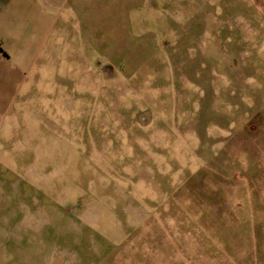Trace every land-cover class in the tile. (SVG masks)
Segmentation results:
<instances>
[{"label": "rangeland", "instance_id": "rangeland-1", "mask_svg": "<svg viewBox=\"0 0 264 264\" xmlns=\"http://www.w3.org/2000/svg\"><path fill=\"white\" fill-rule=\"evenodd\" d=\"M81 6L0 80V264H264V0Z\"/></svg>", "mask_w": 264, "mask_h": 264}, {"label": "crops", "instance_id": "crops-1", "mask_svg": "<svg viewBox=\"0 0 264 264\" xmlns=\"http://www.w3.org/2000/svg\"><path fill=\"white\" fill-rule=\"evenodd\" d=\"M82 3L83 0H0V80H17L31 62L26 55L39 52L57 16L70 10L68 4L78 12ZM37 38L41 39L38 45Z\"/></svg>", "mask_w": 264, "mask_h": 264}]
</instances>
